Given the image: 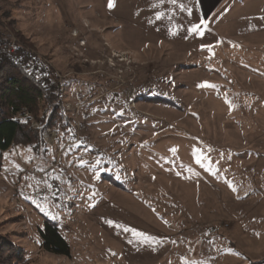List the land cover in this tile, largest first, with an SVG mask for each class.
I'll list each match as a JSON object with an SVG mask.
<instances>
[{
	"label": "rangeland",
	"instance_id": "1",
	"mask_svg": "<svg viewBox=\"0 0 264 264\" xmlns=\"http://www.w3.org/2000/svg\"><path fill=\"white\" fill-rule=\"evenodd\" d=\"M6 10L64 109L1 154L0 236L24 264H264V0ZM45 220L69 255L42 249Z\"/></svg>",
	"mask_w": 264,
	"mask_h": 264
},
{
	"label": "trees",
	"instance_id": "2",
	"mask_svg": "<svg viewBox=\"0 0 264 264\" xmlns=\"http://www.w3.org/2000/svg\"><path fill=\"white\" fill-rule=\"evenodd\" d=\"M9 11L0 12V168L2 151L13 143L39 140V131L31 126V118L46 127L58 126L57 118L64 111L61 85L52 67L23 38L13 42L4 29ZM24 43V44H23ZM41 247L54 255H69L70 248L57 225L45 220L38 230ZM0 264H24L23 253L6 236H0Z\"/></svg>",
	"mask_w": 264,
	"mask_h": 264
},
{
	"label": "snow or ice",
	"instance_id": "3",
	"mask_svg": "<svg viewBox=\"0 0 264 264\" xmlns=\"http://www.w3.org/2000/svg\"><path fill=\"white\" fill-rule=\"evenodd\" d=\"M169 2L172 3V4H175L176 3V0H169ZM109 6H111V3H110ZM180 7L183 9V5H181ZM157 19H159V15L157 16ZM202 23H203V21H202ZM190 31L191 32H198L199 31V26L198 25H193L192 28L190 29ZM202 86L213 87V88L215 87V85H210V84H205V85H202ZM225 102L228 103L227 100ZM229 106L231 107V104H229ZM200 162H201L200 160H197V163H200ZM133 234L134 235H137V236L144 235L142 233L135 232L134 230H133ZM145 238L147 239V237H145Z\"/></svg>",
	"mask_w": 264,
	"mask_h": 264
},
{
	"label": "built area",
	"instance_id": "4",
	"mask_svg": "<svg viewBox=\"0 0 264 264\" xmlns=\"http://www.w3.org/2000/svg\"><path fill=\"white\" fill-rule=\"evenodd\" d=\"M4 29L7 31V27L4 26ZM9 34H11V33H9ZM11 38H12V43L10 44V48H9L10 51L13 49V42H14V38L12 35H11Z\"/></svg>",
	"mask_w": 264,
	"mask_h": 264
}]
</instances>
